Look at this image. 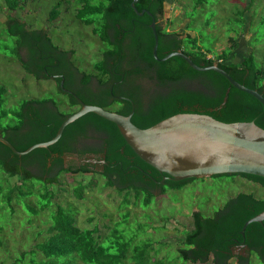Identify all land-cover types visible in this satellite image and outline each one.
<instances>
[{
    "label": "trees",
    "instance_id": "16d2710c",
    "mask_svg": "<svg viewBox=\"0 0 264 264\" xmlns=\"http://www.w3.org/2000/svg\"><path fill=\"white\" fill-rule=\"evenodd\" d=\"M81 7L76 12L80 21L93 27V34L97 35L103 43L107 44L104 50L105 59L97 62L95 70L107 71L111 69L109 59H121L122 55L130 56L131 62L126 70L139 73L151 71L154 73L152 79L159 85L166 88L165 93H158L156 97L151 96L150 107L146 110L137 108L136 114L131 118L132 123L137 127L145 129L159 121L178 113H204L214 119L224 122H249L254 121L256 125L264 129V108L253 96L232 87L229 82L219 73L208 70L204 72L195 71L180 57H171L163 62L153 58L152 48L154 38L150 23L152 18L147 14L138 17L131 7L132 0H104V3L94 5L89 0H79ZM6 7L14 12L20 8L21 0H4ZM166 0H138L135 3L137 11L148 10L156 20V32L158 35V58L166 54L181 51L187 55L198 66H209L217 63L218 67L228 73L236 82L245 87L255 90L264 97V65L258 64L254 52L245 56L241 62L226 63L232 53L239 47L237 40L229 37V46L219 54H211L209 49L199 45L196 38L187 34L184 39L175 31H167L163 28L161 19L164 14ZM56 6L50 13V20L59 16ZM103 13V14H102ZM102 14V23L98 25L94 18ZM133 18H136L137 27L132 29ZM246 24V20H243ZM119 27L114 37L108 36L109 25ZM0 24L2 22L0 21ZM7 34L16 37L17 59L22 62L20 51L26 49L28 60L21 63L24 70L34 74L37 80L40 75L47 77L48 73H54L51 64L53 55L57 54L67 65L77 70L73 61L65 59V56L72 55V51L61 50L54 45L44 30L29 29L25 22H21L16 16L9 17L6 21ZM125 29L123 39H119L122 30ZM4 36V35H3ZM2 36V37H3ZM117 57V58H116ZM264 59V56H263ZM121 61H115L119 64ZM144 67H139V63ZM115 67H118V66ZM62 63L58 65L56 72L61 70ZM120 68V64L119 67ZM53 70V71H52ZM229 90L227 101L222 108L226 90ZM4 88H0V109L4 102ZM87 105H97L105 108L104 102L88 99L79 95ZM45 100L30 99L22 103L11 122L5 121L8 113H0V137L8 141L17 151L23 152L30 146L51 140L60 124L73 112L59 110L56 102L51 100L54 109L45 110ZM102 103V104H101ZM41 105L43 110L38 114L35 106ZM71 105H77L75 98H71ZM213 110V111H210ZM126 112H119L126 114ZM5 122V124L3 123ZM96 130L106 136L104 142L93 150L96 154H104L105 162L108 164L103 174L105 184L108 187L117 186L120 192L127 189L126 196L129 201L130 192H133L135 199L143 197V206L150 204L156 196L153 189L160 188V194L169 190H179L189 183L198 179H188L174 182L167 180L164 184L158 185L153 179L161 180L165 174L158 173L154 168L143 162L134 151L126 144L117 127L94 114L87 113L74 122L67 125L60 139L50 145L47 149L38 148L24 156H17L7 146L0 142V171L4 178L0 182V197L5 205L13 211V205L22 197H27L33 191L31 188L35 183L41 185L42 191L39 195L41 202L45 201L40 210L26 207L27 211L37 214L41 210H49L51 224L48 228L49 235L41 242L34 245L29 251H22L13 264H75L78 259L89 264H125L128 260L129 242L122 243V236L117 234L116 246L109 243L101 244V235L97 234V226L92 228H81L76 224V215L68 214L66 207L60 204L52 209L53 198L56 197L55 188L61 175L65 172L63 160L60 154L70 152L72 140L80 133L88 129ZM84 152V151H83ZM57 158H52L53 154ZM82 175L87 168L77 169ZM63 175V174H62ZM73 176V175H72ZM84 177V176H83ZM243 178L257 184L264 190V178L248 174H224L212 176ZM75 176L73 177V180ZM89 185V183H88ZM92 186V185H89ZM85 186L78 182L73 186V193L77 199H82ZM264 211V198L257 197L252 192H239L230 198L226 204L212 217H204L201 212L192 213V227L185 231L178 252L182 259L191 264L207 263L212 258L213 264H229L234 258L231 253L233 241L245 240L253 251L264 258V221L249 224L244 233L241 230L244 223L250 218ZM30 224L31 219H27ZM38 234H41L39 232ZM122 247H126V252ZM120 248V249H119ZM119 249V250H118ZM122 250L123 252H121ZM148 247L135 246L132 249V261L145 264V257L148 256ZM240 264H249L248 259L238 258ZM143 262V263H142Z\"/></svg>",
    "mask_w": 264,
    "mask_h": 264
},
{
    "label": "rangeland",
    "instance_id": "374dc122",
    "mask_svg": "<svg viewBox=\"0 0 264 264\" xmlns=\"http://www.w3.org/2000/svg\"><path fill=\"white\" fill-rule=\"evenodd\" d=\"M89 1L94 5L104 3V0ZM56 6L60 14L50 20V13ZM80 7L78 0H21L20 8L12 12L4 0H0V88L5 90L0 113H8L5 121L11 122L22 103L30 99H50L57 104L68 101L66 96L59 94L52 81L37 80L24 70L15 51L16 37L7 34L5 21L16 16L25 22L27 28L44 30L59 49L73 51L71 60L79 69L91 71L108 46L93 34V27L78 19L76 12ZM87 17L97 20L99 15H87L85 19ZM161 20L163 28L169 21L167 30L196 38L199 45L209 49L210 57L227 48L228 39L233 36L239 47L226 63L241 62L254 52L258 64L262 62L264 65V0H166ZM243 20H246L245 25ZM74 176H60L51 208L55 209L56 204L66 207L69 215H76V224L81 228L97 226L100 243L116 246L112 252L117 251V234L122 236L121 244L129 242L128 253H131L125 264H135L132 249L137 245L148 247L145 264H191L182 259L178 248L185 231L192 227L193 212L212 217L241 191L264 198L260 186L243 178L208 177L195 180L179 190L167 189L164 194L158 193L144 207L143 197L135 199L131 191L128 201L127 191L120 192L117 186L108 187L100 175ZM3 178L0 171V182ZM78 182L85 186L82 199H77L73 193V186ZM31 190L30 195L13 205V211L0 197V264L15 263L22 251H29L49 235V210L37 214L27 211L26 207L40 210L45 202L39 200L40 184L35 183ZM27 219H31L30 224ZM125 248L122 247L126 252ZM248 263L264 264L259 254L253 251ZM75 264L89 263L78 259ZM205 264H213L212 258ZM229 264L239 263L237 258H232Z\"/></svg>",
    "mask_w": 264,
    "mask_h": 264
},
{
    "label": "water",
    "instance_id": "95a60500",
    "mask_svg": "<svg viewBox=\"0 0 264 264\" xmlns=\"http://www.w3.org/2000/svg\"><path fill=\"white\" fill-rule=\"evenodd\" d=\"M137 1L132 0L131 2V7L136 14L142 16L145 13L152 18L149 26L154 38L152 55L155 60L163 62L176 56L184 59L195 71L217 72L232 87L256 98L264 108V97L260 93L236 82L228 73L219 68L217 63L198 66L181 51L168 53L163 58H158L156 20L148 10L137 11L135 7ZM186 35L183 33L181 38ZM20 54H22V50ZM229 90V88L226 90V95L219 108L225 105ZM72 96L79 102L80 109L69 115L60 124L51 140L34 144L23 152L17 151L2 137H0V142L17 156L27 155L38 148L47 149L60 139L67 125L87 113H94L117 127L126 144L138 158L158 173L165 174L159 182L153 179L154 183L162 184L165 180L178 182L188 179H203L224 174H248L264 178V129L256 125L254 121L224 123L201 112H183L142 129L132 123L133 111L124 116L99 106L87 105L75 94ZM263 221L264 211L244 223L241 235L244 236L245 229L249 224L254 222L261 224ZM259 256L264 262V258L260 254ZM237 262L239 263L238 260Z\"/></svg>",
    "mask_w": 264,
    "mask_h": 264
},
{
    "label": "flooded vegetation",
    "instance_id": "af4514ba",
    "mask_svg": "<svg viewBox=\"0 0 264 264\" xmlns=\"http://www.w3.org/2000/svg\"><path fill=\"white\" fill-rule=\"evenodd\" d=\"M134 13L136 14L135 11ZM102 14H99V17L97 19L98 25L103 24L101 19ZM137 16L143 17L144 15L142 16L137 15ZM132 20H133L132 29H135L137 27L136 18H133ZM108 25H109V29L107 32L108 36L110 38L114 37V35H116V30L119 27L111 28L113 27V25H110L109 23L107 24V26ZM125 31L126 30L123 29L122 32L120 33L119 35L120 40L123 39V35ZM21 56H22L21 63H26V61L28 60V53L25 48L22 49ZM65 59L70 60L71 55L65 56ZM103 59H105L104 52L101 54L100 61H103ZM52 60L55 61V64L53 63L49 66L52 67L54 73H48L47 77L38 74L39 80H48L53 82V85L55 86V89L57 88L59 94L66 96V98L68 99L67 102H61L60 104L56 103L57 107L59 108V110H62L60 107L61 105L63 106V109L73 111L71 114H73L74 112L80 109V104L78 101H76L77 105H71V98H73L72 94H75L83 103L85 100L79 97V95H82V97H86L88 99L97 100V102H104L105 108L103 109L111 112H116L118 114H121L119 112L129 111L125 115L121 114L124 116L129 115L133 111L132 114L133 117L136 114L137 108H140L141 110H146L148 107L151 106L150 105L151 103L150 101L152 99L151 96L155 98L156 95H158V93H165L166 91L165 87L159 85L155 79L154 80L152 79L154 73H152L151 71L147 70V71L135 73L134 71L126 70L129 68L128 66L132 61L130 56L123 57L122 55L121 59H115V58L109 59L108 61L110 63L111 69L107 71H99V70H95L94 68L91 71H83L79 69L77 66H76L77 70H75L70 65L68 66L67 63L63 61L57 54L53 55ZM115 61H121L119 63L120 68H118L119 64L118 65L114 64ZM60 63H62L63 66H61L60 72L59 71L56 72V69L58 68V65H60ZM116 65L118 67H115ZM138 66L143 68L144 64L140 62ZM32 75L34 77H37L34 74ZM39 100L46 101L45 103H43L45 104V108H44L45 110L50 109L55 111L54 105L52 104L50 99L47 100L39 99ZM42 110L43 108L41 105L35 106V111L38 114H40ZM105 139L106 136L103 133L97 132L96 130H93L91 128L83 133L76 135L72 140L73 144L71 146L70 152H67L65 154H60V157L63 160L62 164H63V168L65 169V172L60 174L59 170H55V174H59V175L72 174L73 176L76 174L80 175V171L77 169H81V167L87 168L86 171L82 172V175L103 174L106 171L105 168L108 165L104 159L105 155L96 154L94 153L93 150H95L99 146L100 142H104ZM57 157L58 154L56 153L52 155V158H57ZM103 160L104 162H102ZM161 180L156 179L157 182ZM166 181L167 180H165L162 184H164ZM155 184H158L159 186L162 185L159 183H155ZM123 191H127V189H124L121 192ZM153 192L156 195L161 192V189L155 188L153 189ZM252 251L253 250L248 246L245 240L239 241L235 239L233 241V245L231 247V253L234 255V258H237V260H239L238 258L249 259ZM253 252L258 253V251H253Z\"/></svg>",
    "mask_w": 264,
    "mask_h": 264
}]
</instances>
